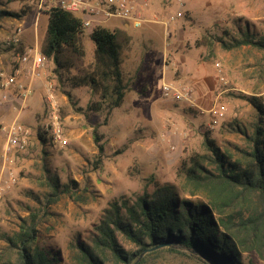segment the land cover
<instances>
[{
	"label": "rangeland",
	"instance_id": "1",
	"mask_svg": "<svg viewBox=\"0 0 264 264\" xmlns=\"http://www.w3.org/2000/svg\"><path fill=\"white\" fill-rule=\"evenodd\" d=\"M146 1L148 19L178 11L182 15L167 28L150 22L138 29L126 28L117 19L106 22L118 35L130 36L129 49L118 51L129 89L122 104L107 118L106 103L98 110L88 109L99 98L90 87L69 85L67 73L62 81L57 80L55 107L68 143L63 147L52 144L40 124L35 127L32 144L27 143L30 150L23 161L16 164L19 152L14 155L10 164L15 163L17 175H4L3 181L8 183L0 189V248L5 236L18 230L20 219L36 211L41 216L40 240L68 262L73 253L71 243L76 237L85 239L111 201L121 196L133 199L144 189L151 191L155 182L176 184L182 162L192 152H205V131L220 148L230 147L235 156L236 147H249L247 136L259 115L244 96L264 93V49L241 45L225 50L218 39L240 38L246 29L256 38L264 37V0ZM1 9L19 14L0 17L1 40L20 22L21 38L27 30L31 33L35 29L39 39L43 36L46 10L38 13L28 0H0ZM88 31L82 43L84 60L89 63L94 43ZM1 48L7 49L0 44ZM11 56L12 49L0 50V61ZM163 81L189 86L196 104L164 98ZM44 103L48 105L46 94ZM215 103L226 110L218 123H211L208 110ZM42 111L43 122L47 111ZM261 119L264 126V114ZM38 128L46 141L39 139ZM93 128L102 136L100 153ZM1 156L0 151V160ZM50 177L66 183L76 180L79 194H61L46 205L48 213H43L42 203L51 191L47 183ZM120 240L125 248H134ZM243 258L248 264H264L255 253L244 252ZM144 264L203 263L165 250L150 255Z\"/></svg>",
	"mask_w": 264,
	"mask_h": 264
},
{
	"label": "trees",
	"instance_id": "2",
	"mask_svg": "<svg viewBox=\"0 0 264 264\" xmlns=\"http://www.w3.org/2000/svg\"><path fill=\"white\" fill-rule=\"evenodd\" d=\"M45 14L41 54L51 58V70L59 81L67 73L69 85L87 86L97 93L98 100L88 109L98 110L106 103L107 118L129 89L118 51L129 49L130 36L118 35L105 25L94 26L87 32L94 43L88 63L82 43L86 29L80 19L59 7L51 6ZM6 15L19 16L1 9L0 17ZM218 40L225 50L241 45L264 49V37L256 38L247 29L240 38ZM8 49L23 52L25 46L20 41L17 47L0 50ZM244 98L259 116L247 136L249 147H236L237 156L230 147L220 148L205 131V152H192L182 162L176 184L155 182L151 191L144 189L133 199L121 196L111 201L85 239L76 237L71 243L70 261L64 262L58 250L40 240L41 216L35 211L20 219L16 232L5 236L0 264H144L147 257L165 250L193 256L203 264H248L244 252L264 261V93ZM37 133L46 141L39 128ZM92 135L102 152L101 134L93 128ZM47 183L51 191L42 203L43 213L61 194H79L74 179L66 183L50 177ZM120 238L134 248H125Z\"/></svg>",
	"mask_w": 264,
	"mask_h": 264
},
{
	"label": "built area",
	"instance_id": "3",
	"mask_svg": "<svg viewBox=\"0 0 264 264\" xmlns=\"http://www.w3.org/2000/svg\"><path fill=\"white\" fill-rule=\"evenodd\" d=\"M30 3H34L38 9V13L43 10H48L52 7H59L68 11H71L76 15L84 29H92L97 25H105L110 20L117 19L122 22L126 28L138 29L143 26L144 23H160L165 28L177 17L182 15L181 11L176 14L165 15L159 18L154 15L152 19L146 18V11L148 10V3L146 0H28ZM23 30V24L20 22L16 25L15 29L6 36L4 39H0V44L4 47L11 45L18 46L20 42V34ZM13 51L11 67L9 70L0 68V89H9L12 86L17 85L18 75L21 73L22 65L30 61V56L27 51L19 52ZM34 63V61H33ZM44 63H34L31 68L27 69V73L33 77L37 75L36 68L43 67ZM17 87L20 89L18 98L23 101L29 96L30 89L23 87L19 84ZM54 84L48 83L45 89L47 106V121L42 125L46 131L49 141L55 146L63 147L68 143L67 137L62 130L61 121L58 118L56 101L54 100L53 93ZM192 89L189 86L175 85L172 82L163 81L161 83V92L164 98H170L180 102H186L190 105H195V101L191 94ZM1 103V101H0ZM226 108L223 105L215 103L208 110L210 113L211 123H218L223 117ZM1 131L4 137L2 146V166L3 170L0 176V189L5 188L7 181L4 179V170L6 166L11 165L14 161V155L26 149L29 142L32 129L30 125L22 122L19 118H15L13 121L1 125ZM11 163V164H10ZM10 178H13V174H9ZM13 181V179H11Z\"/></svg>",
	"mask_w": 264,
	"mask_h": 264
},
{
	"label": "crops",
	"instance_id": "4",
	"mask_svg": "<svg viewBox=\"0 0 264 264\" xmlns=\"http://www.w3.org/2000/svg\"><path fill=\"white\" fill-rule=\"evenodd\" d=\"M174 14V13H170ZM47 17V15H46ZM174 21V20H173ZM36 29L33 31L31 30L29 33L28 30L25 35L21 38L20 41L24 44L25 50L27 51L30 56V61L24 63L22 65L21 73L18 75L17 85L21 84L23 87H28L30 89V93L26 101H23L21 98H18L20 89L16 86H12L9 89L1 90L0 89V151L2 153V146L4 142V137L1 131V125L13 121L15 118H19L22 122L27 123L30 125L32 132H35V127L38 125H43L46 119L42 122L40 120L41 115L43 114L42 110L46 112L47 104L44 103L45 98V89L48 86L49 82L54 84L53 89L56 85H60L58 82L57 75L52 72L51 68H53L51 58L45 57L40 52V45L42 37L39 39L37 33L35 32ZM89 32V31H88ZM11 59H5V61H0V68L7 69L11 67ZM43 62L44 66L36 68L37 75L32 78L26 71L27 69L31 68L34 63ZM56 80H55V79ZM58 80V81H57ZM128 91V90H127ZM126 91V92H127ZM126 92L124 99L126 97ZM56 96V94H55ZM74 96V95H72ZM57 103V101H56ZM42 111V112H41ZM46 114V113H45ZM39 118V120H38ZM163 130V129H161ZM33 133L31 138L28 142V145L32 144L31 139L33 138ZM26 147L25 150L19 152L16 156L17 161L16 164L23 161L25 154L29 153L30 147ZM3 154L0 160V176L3 170L2 166ZM5 174L8 175L10 173L17 175V168L14 163L13 166L8 165L6 169L3 171Z\"/></svg>",
	"mask_w": 264,
	"mask_h": 264
}]
</instances>
